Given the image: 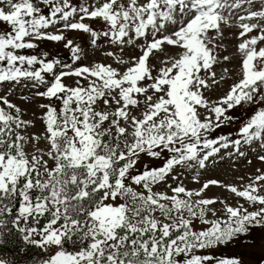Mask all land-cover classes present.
Here are the masks:
<instances>
[{"label": "snow or ice", "instance_id": "6c2138e0", "mask_svg": "<svg viewBox=\"0 0 264 264\" xmlns=\"http://www.w3.org/2000/svg\"><path fill=\"white\" fill-rule=\"evenodd\" d=\"M0 23V225L14 216L25 245L52 250L35 264H243L198 253L264 231V168L240 185L200 170L247 152L264 163V0H0ZM225 28L238 43L221 55ZM89 49L108 62L80 63ZM18 87L47 101L43 133L9 99Z\"/></svg>", "mask_w": 264, "mask_h": 264}, {"label": "rangeland", "instance_id": "374dc122", "mask_svg": "<svg viewBox=\"0 0 264 264\" xmlns=\"http://www.w3.org/2000/svg\"><path fill=\"white\" fill-rule=\"evenodd\" d=\"M74 3H79L80 0H73ZM90 22V21H86ZM93 23V22H90ZM94 26L100 27L98 22L94 23ZM7 30L6 26L0 23V31ZM237 29L235 28H225L224 43L227 46V52H222L221 55L230 54L235 52V45L238 43L235 33ZM67 35L72 38L76 43H80L82 47L87 48L88 44V36L81 32L73 31L67 33ZM42 49L49 51L52 55L59 54L63 58L67 59L69 53L65 50L62 45L54 43V42H42ZM89 51V57L87 61H81L80 63H90L92 61H101L108 62L105 60L103 51ZM239 61L238 59H234L231 63H229L228 67L230 68H238ZM219 71V67L217 69ZM71 82V81H68ZM232 81L229 80L224 83L223 87L217 89L216 91L211 93V97L213 99L222 95L224 91L227 90L228 84ZM10 87V85L0 86V95L4 94V91ZM21 95L30 96L31 93L28 89L17 88L15 92L9 96L14 103L18 104L25 112L24 119H30L34 121V126L29 127L28 131L30 133L40 134L43 133L45 125L41 121L40 114L41 110L39 109V103H46V100H42L40 98H30L27 102L22 100ZM234 115L240 117L241 119H245L247 113L244 110L236 109L233 112ZM238 124L229 125L221 130V134H232L235 135V132L238 128ZM221 155H225L222 151ZM247 158H238L236 156L228 157L225 155L224 159L217 158V162L215 164L209 163V166L206 169L200 170L201 172V182L207 179H217L223 181L225 184H234L240 185L242 182L239 179L240 177L247 178L250 175H253L258 168H264V163L259 161L256 157V154L253 152L246 153ZM251 160V164L247 161ZM147 164L149 167L156 166L159 164V161H151L145 158L140 163V168L142 169L144 165ZM192 172H185L183 174V183L189 189H197L200 187L199 184L195 183L191 179ZM173 186H175L173 184ZM138 191L141 189H137ZM154 190L156 191H168V189L164 185H160ZM209 197H228V202L235 204L236 198L233 194L229 193L222 187L218 186H210L205 193ZM247 206V205H245ZM215 207L219 208L220 205L217 203ZM14 218L6 217L8 221L5 225H0V258L8 260L11 264H35L37 258L33 257L28 260L29 254L34 251L33 249H37L41 252L42 258H47L52 250H49V253H45L42 249L36 248L32 245H25L19 233L16 230L15 225H13L10 221ZM32 222V221H30ZM197 228L204 227L197 223ZM5 235H8L7 241L4 242ZM245 239L251 240V244H246ZM17 241L18 246H14L13 242ZM27 252L25 253V251ZM198 254H209L213 255L215 259L221 258H230V257H239L242 259L243 264H264V231L254 230L249 237L241 238L238 241H234L230 243L228 246L217 247L213 250H204Z\"/></svg>", "mask_w": 264, "mask_h": 264}, {"label": "trees", "instance_id": "16d2710c", "mask_svg": "<svg viewBox=\"0 0 264 264\" xmlns=\"http://www.w3.org/2000/svg\"><path fill=\"white\" fill-rule=\"evenodd\" d=\"M30 223V225L31 226H33V227H42L43 225H45L46 223H47V218L46 217H40L39 218V223L37 224V223H35V222H29ZM7 237H8V235H5V237H4V242L5 241H7ZM13 244H14V246L16 247V246H18L17 244V241H14L13 242ZM34 251H32L30 254H29V257H28V260L29 259H31V258H33V257H35V258H42V254H41V252L39 251V250H37V249H33ZM27 252V250L25 251V253Z\"/></svg>", "mask_w": 264, "mask_h": 264}]
</instances>
